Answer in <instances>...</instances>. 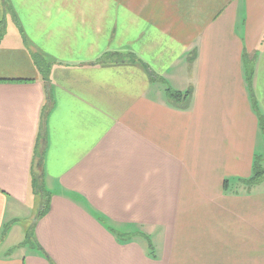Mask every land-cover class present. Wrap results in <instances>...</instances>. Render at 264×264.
<instances>
[{
    "label": "crops",
    "instance_id": "crops-1",
    "mask_svg": "<svg viewBox=\"0 0 264 264\" xmlns=\"http://www.w3.org/2000/svg\"><path fill=\"white\" fill-rule=\"evenodd\" d=\"M2 9L0 264H264V0Z\"/></svg>",
    "mask_w": 264,
    "mask_h": 264
},
{
    "label": "trees",
    "instance_id": "trees-1",
    "mask_svg": "<svg viewBox=\"0 0 264 264\" xmlns=\"http://www.w3.org/2000/svg\"><path fill=\"white\" fill-rule=\"evenodd\" d=\"M3 26L0 27V32L2 31ZM40 60V61H39ZM41 58L38 55L34 56V62L35 65L37 66L38 70L43 74V75H47L48 74V70H49V65L41 62ZM141 65H144V67L146 68L145 64L141 61ZM249 84V83H248ZM250 85V84H249ZM167 99L168 101L173 104L175 107H182L184 108L185 106H187V103L189 101V94L187 92L185 93H179V92H174L171 90H167ZM251 92V97H252V103L253 106L255 105L254 99H253V95H252V91ZM261 128L264 132V124L261 122ZM253 176L251 177L250 180H247L246 184L250 185L251 183H254L256 181H258L259 179L264 177V171H259L257 169V160L255 161V166H254V170H253ZM41 180V181H40ZM36 181V188L37 191L39 192V195H41L42 198V202L40 205V210H39V215L41 216L42 214H44V212L47 210L48 208V200L46 199V193L45 190L43 188V183H42V178L41 175H39L38 179L35 180ZM44 255V253H42Z\"/></svg>",
    "mask_w": 264,
    "mask_h": 264
},
{
    "label": "rangeland",
    "instance_id": "rangeland-1",
    "mask_svg": "<svg viewBox=\"0 0 264 264\" xmlns=\"http://www.w3.org/2000/svg\"><path fill=\"white\" fill-rule=\"evenodd\" d=\"M2 8H3V0H0V27L3 26L4 23L8 22V20H10V16L9 15H7V16L4 15ZM1 43H3V42H1ZM164 89L166 90L167 87H165ZM257 146H258L257 153H259V154H257V159H256L257 160V169L259 171H264V157H263V154L261 155L263 147H262V145L260 143H258ZM23 210H24V212L22 214V220L20 222H18V227H17L18 233L22 232L25 224L28 221H30V222H28L27 225L29 224V226H30L31 223L38 218L40 208H36V209L32 210L31 207H27V209L24 208ZM27 213H28V215H27ZM100 218L102 220V223H105L108 227H112V228L118 229L117 226H115L114 224L110 223L103 216H100ZM140 238H142V239H140V241L142 240L141 242L143 244H146V239H147L146 236H140Z\"/></svg>",
    "mask_w": 264,
    "mask_h": 264
}]
</instances>
